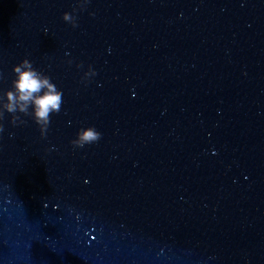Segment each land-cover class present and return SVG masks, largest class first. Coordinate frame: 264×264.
I'll use <instances>...</instances> for the list:
<instances>
[{
  "label": "water",
  "instance_id": "95a60500",
  "mask_svg": "<svg viewBox=\"0 0 264 264\" xmlns=\"http://www.w3.org/2000/svg\"><path fill=\"white\" fill-rule=\"evenodd\" d=\"M79 3L0 0V93L63 91L44 137L5 113L0 264H264V0Z\"/></svg>",
  "mask_w": 264,
  "mask_h": 264
},
{
  "label": "clouds",
  "instance_id": "9594fccd",
  "mask_svg": "<svg viewBox=\"0 0 264 264\" xmlns=\"http://www.w3.org/2000/svg\"><path fill=\"white\" fill-rule=\"evenodd\" d=\"M89 0H80L78 7L82 10ZM76 9L72 13L65 12L62 16L64 22L71 24L73 28L78 27ZM47 34V29L44 30ZM72 63L71 60L68 61ZM83 65L78 64L77 68ZM13 79L8 90L0 93V134L4 132L3 120L5 113L11 115L10 123L13 127L26 123L21 115L30 117L39 128L40 134L44 137L50 125L52 114L61 111L63 91L58 89L51 77L37 70L32 62L25 58L13 66ZM97 75L91 65L84 72L82 82L87 84L92 77ZM10 136L12 134H9ZM102 138L94 126L82 127L77 133L71 144L75 148H83L98 142Z\"/></svg>",
  "mask_w": 264,
  "mask_h": 264
}]
</instances>
